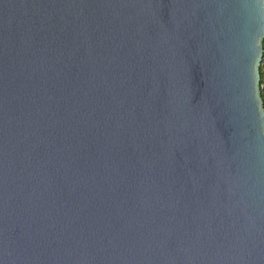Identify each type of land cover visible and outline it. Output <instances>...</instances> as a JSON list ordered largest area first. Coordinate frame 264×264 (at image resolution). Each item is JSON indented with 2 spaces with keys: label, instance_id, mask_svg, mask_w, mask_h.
<instances>
[{
  "label": "water",
  "instance_id": "1",
  "mask_svg": "<svg viewBox=\"0 0 264 264\" xmlns=\"http://www.w3.org/2000/svg\"><path fill=\"white\" fill-rule=\"evenodd\" d=\"M264 0H0V264H264Z\"/></svg>",
  "mask_w": 264,
  "mask_h": 264
},
{
  "label": "snow or ice",
  "instance_id": "2",
  "mask_svg": "<svg viewBox=\"0 0 264 264\" xmlns=\"http://www.w3.org/2000/svg\"><path fill=\"white\" fill-rule=\"evenodd\" d=\"M260 73H261V88H262L261 101L262 103H264V61H262L261 63Z\"/></svg>",
  "mask_w": 264,
  "mask_h": 264
},
{
  "label": "trees",
  "instance_id": "3",
  "mask_svg": "<svg viewBox=\"0 0 264 264\" xmlns=\"http://www.w3.org/2000/svg\"><path fill=\"white\" fill-rule=\"evenodd\" d=\"M263 47H264V41H263ZM260 85H261V73H260ZM261 93H262V88H261ZM264 106V103H263Z\"/></svg>",
  "mask_w": 264,
  "mask_h": 264
},
{
  "label": "built area",
  "instance_id": "4",
  "mask_svg": "<svg viewBox=\"0 0 264 264\" xmlns=\"http://www.w3.org/2000/svg\"><path fill=\"white\" fill-rule=\"evenodd\" d=\"M262 61H264V52H263L261 63H262ZM260 67H261V65H260Z\"/></svg>",
  "mask_w": 264,
  "mask_h": 264
}]
</instances>
